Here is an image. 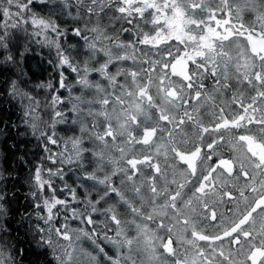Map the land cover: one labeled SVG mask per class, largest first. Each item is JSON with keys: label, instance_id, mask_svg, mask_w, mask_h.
Returning <instances> with one entry per match:
<instances>
[{"label": "snow or ice", "instance_id": "obj_1", "mask_svg": "<svg viewBox=\"0 0 264 264\" xmlns=\"http://www.w3.org/2000/svg\"><path fill=\"white\" fill-rule=\"evenodd\" d=\"M47 2L48 0H6L9 7L0 10L5 17L14 15L25 23L28 22L26 14H30L32 25L43 30L51 29L58 37L64 36L65 32L60 30L58 24L32 12L37 3ZM12 6L16 9L14 14L10 12ZM65 6H68L67 0ZM74 6L78 13L75 18H81L79 13L82 8L88 21L83 28L71 29L74 36L85 42V58L77 60L76 57L81 53L76 51L74 56L72 51H66L57 40L50 43L56 47L59 65H66L78 77L75 83L80 86L81 94L75 97L77 103L73 104L72 111L77 115L72 122L79 124L81 135L70 138V142L75 162L84 169V179L94 182L89 186L91 191L86 189L85 211H72L74 216H81L89 225L95 223L92 213H99L106 218L101 233L98 234L93 229L83 235L96 245L109 264H216L217 255L223 257L227 264H264V216L261 217L258 231L253 216L258 210L264 213V0H258V4L257 0H243V3L239 0H232L231 3L230 0H220V6L216 8H212L208 0H75ZM113 9L121 15L113 16L112 19H127L133 17V14L143 18L145 12L151 9V18L146 23L154 26L153 32L140 31L135 41L120 42L119 35H109L107 28L100 22L103 18L101 14L107 16ZM245 10L256 13L255 22L248 25L244 23L242 13ZM217 11L224 13L227 18L218 19ZM93 17L96 18V23L89 27L88 23ZM127 22L131 24L132 20L127 19ZM121 31L131 30L122 28ZM88 33L93 35L90 37ZM4 40L5 37L0 36V47L7 48ZM138 44L151 45L156 49L165 45L166 54L171 60H151L147 58V53L138 56L137 53L141 51ZM114 48L120 51H114ZM98 56L100 59H97ZM6 60L13 61V57L8 55ZM127 61H132L133 66H124ZM144 64L148 67H143ZM94 73L106 83L90 79ZM60 76V88L67 87L63 73ZM173 77L179 79L174 80ZM209 77L214 81L212 93L223 94L232 89V81L235 80L237 85H246L255 95L250 96V102L245 104L243 92L234 94L231 103H238L242 112L229 118L225 114V107H219V114L211 127L195 120L185 108L184 116L195 124L196 139L200 142L193 143L191 150L183 151L177 146L173 130H168L170 140L167 145L155 144L157 132L165 130L160 121L173 124L174 129L185 123L183 117L177 121L171 115L173 109L187 105L190 99L200 100L202 95L206 101H213L214 104L215 97L209 92L201 91L205 88L203 81ZM47 86L51 87V84ZM153 86L159 101L151 92ZM9 87L10 94H20L17 81H10ZM191 89H195L194 97L189 96L188 90ZM28 99L34 98L29 96ZM59 101V96H55L52 103ZM154 115L155 121L147 123L153 121ZM56 116L62 117L59 122H64L61 112H56ZM253 124L258 126L257 132L249 130L248 133L235 137V142L228 143L234 150L238 145L246 150V163L240 162V173L245 178L250 177L253 184H246V187H251L258 198L249 202L244 190H240V197L246 204L244 211L230 220L227 227L222 226V233L217 231L216 234H206L203 228L198 227L197 219L193 218L196 213L193 199L183 200L182 190L190 182V177L195 178L199 183L193 197L207 209L208 205L203 197L209 194V190L216 192L213 181L220 179L225 173L231 177L235 165L231 159L213 161L217 145L225 140L224 135H219L205 145L203 134L247 128ZM31 127L35 131V123ZM136 129H141L139 136L134 134ZM53 135L55 133L48 135L41 132V136L55 144L57 141L52 138ZM86 141L93 147H86ZM182 142L188 143L186 140ZM135 145H155L156 155L167 157L168 153L174 154V158H179L187 165V169L180 173L184 182H178L175 174L169 181L160 165L153 163L152 155L135 154ZM205 147L207 151L204 150ZM85 153L90 155L85 156ZM68 160L73 162L71 156ZM139 165L153 169L156 175L145 177L146 183H137L138 177L142 175ZM89 166L91 171H88ZM248 166L254 173L251 176ZM217 169H222V172L217 174ZM258 176L259 188L253 186ZM114 177L118 178V182ZM158 180H163L164 183L159 185ZM35 181L40 189L45 184L52 187L50 181L42 179L39 167L35 170ZM170 184L176 185L174 191L170 190ZM91 192H95V198ZM71 194L75 199L74 189ZM223 195L232 199L230 192H224ZM0 199H3V194H0ZM65 203L55 196L43 201L48 215L41 219L49 227L38 228V232L45 234L41 235L39 243L46 249L53 246V232L63 240L72 239L67 230H61L66 229L67 225L53 228L50 224L54 216L53 208ZM2 211L0 208V212ZM211 219H216L215 211L211 212ZM108 222L115 227L111 228ZM177 225L181 228L180 232L176 231ZM0 230H4L2 226ZM174 235L176 243L187 244L195 250L191 260L187 257L189 249H185V254L181 256L173 246ZM101 236L103 241L116 249L115 256L109 255L98 242ZM257 237L260 238L258 244ZM225 238H229L230 244L239 246L238 254L244 256L243 260L234 261L232 253L225 255L222 246L217 250L216 242ZM200 241L207 242V246L211 248L210 253L206 254L205 248L198 243ZM65 255L71 258L66 250ZM56 259L59 264H66L60 256H56ZM91 259L96 261L97 257L92 256ZM0 264H16V261L0 250Z\"/></svg>", "mask_w": 264, "mask_h": 264}, {"label": "trees", "instance_id": "obj_2", "mask_svg": "<svg viewBox=\"0 0 264 264\" xmlns=\"http://www.w3.org/2000/svg\"><path fill=\"white\" fill-rule=\"evenodd\" d=\"M208 2L212 8L220 6V0H208ZM231 2L232 0H230ZM239 2L243 3V0H239ZM67 3L68 6L66 7L65 0H48L47 4L37 3L36 7L32 8V12L38 17L54 21L59 25L60 30L65 32V35L60 37L52 32L51 29L43 30L32 25L30 14H26L25 19L28 22L25 23L23 19H19L14 15L5 17L2 10H0V36H4V42L7 43V48L0 47V121H3V123H0V194H3V199H0V208L3 209L0 212V226L4 229L0 230V250L4 251L5 256L10 255L13 257L16 264H59L56 256H60L66 261V264H109L107 259L99 253L96 245L83 235L84 232H92L93 229H96L98 234L101 233L104 229L106 218L99 213H92L95 223L89 225L81 216H74L72 211L73 209L77 213L85 211L86 189L91 191L89 186L94 182L84 179V169H81L75 162L70 142V138L81 135L79 124L72 122L77 115L72 111L73 104L77 103L75 97L81 94L80 86L75 83L78 77L66 65H59L56 47L50 43L53 40H57L66 51H72L74 56L76 51H79L81 55L76 57L77 60L85 58V42L80 37L74 36L71 29L75 27L83 28L88 21L82 8L79 13L81 18H75L78 15L74 6L75 0H67ZM3 7H9L6 4V0H0V9ZM10 12L13 14L16 12L14 6L10 7ZM149 12H152V10L149 9L145 12L143 18L133 14V17L127 18L132 20V23L129 24L127 19H112L113 16L119 17L121 15L113 9L107 16L101 14L103 18L100 22L107 28L109 35H119L120 42L127 43L129 40L135 41L137 33L140 31L145 33L153 32L154 26L146 23V20L151 18ZM242 15L246 25L255 22V12L245 10ZM216 17L218 19L227 18L224 13L218 12H216ZM95 23L96 18L93 17L88 26L92 27ZM122 28L130 29L131 31H121ZM36 33L40 34L36 35ZM88 35L91 37L93 34L88 33ZM105 43L110 44L108 41H105ZM172 43L175 44V42ZM70 45L74 47L70 48ZM137 47L141 50L137 53L138 56H143L144 53H147V58L151 60H171V57L166 54L165 45H160L159 49L143 44H138ZM113 50L120 51L115 48ZM173 51L175 52L174 48ZM8 55L13 57V61L6 60ZM97 59H100V56ZM124 66L132 67V61L125 62ZM143 67L146 68L148 65L144 64ZM61 73H63L65 78L67 86L65 88H60L59 86ZM89 78L106 83L95 73ZM173 79L177 80L179 78L173 77ZM12 80L18 82L21 89L20 94H10L9 82ZM203 83L205 88L201 89V91L209 92L213 95L215 97L214 104L213 101H206L202 95L200 100L190 99L187 105L173 109L171 115L175 116L177 121L183 117L185 123L174 129L173 124L160 121L165 130L157 132L154 138L155 144L167 145L170 140L168 130H173L174 142H177V146L183 151L191 150L193 143L200 142L196 139L195 133L197 129L195 124L192 121H188L187 117L184 116L185 108L195 120L211 127L212 122L219 114V107H225V114L229 118L242 112L238 103H231L234 94L243 92L242 99L245 104L250 102V96L255 95L246 85H237L235 80L232 81L234 87L224 91L223 94L211 92L214 84L212 78L205 79ZM48 84H51V87H48ZM40 85L44 86L41 87ZM151 92L154 98L159 101L155 86L151 88ZM188 92L189 96L194 97L195 89L188 90ZM25 93L27 95H24ZM29 96L34 99H28ZM55 96H59L60 101L53 104L52 100ZM56 112L63 114L64 122H59L62 117L56 116ZM153 113H155V109H153ZM155 119L156 115L153 116V121H148L147 123L152 124ZM33 123L36 125L35 131L31 127ZM249 130L255 133L258 131V126L253 124L248 125L247 128L231 129L227 132L222 131L211 135L208 133L203 134L205 145L219 135H224L225 140L217 145L213 161H218L221 158L231 159L235 165L231 177L225 173L220 179L213 181L216 185V192L209 190V194L203 197L204 202L208 205L207 209H204L203 204L196 201L193 197L195 187L199 183L195 178L190 177V182L182 190L183 200L193 199V205L196 207V213L193 214V218L197 219L198 227L203 228L206 234H216L217 231L222 233V226L227 227L230 220L235 219L240 212L244 211L246 204L240 197V190H244L249 202L258 198L257 193L251 191V187H246V184H253L250 177L245 178L240 173V162L245 161L246 163V150L239 147V145L234 150L228 143V141L235 142V137L246 134ZM41 132H46L48 135L55 133L52 138L57 142L55 144L51 143L45 136H41ZM140 133L141 129H136L134 134L139 136ZM185 140L188 143L182 142ZM85 146L93 147L87 141ZM204 150L207 151L206 147ZM134 152L137 156L143 154L152 155L153 163L160 165L161 170L166 173L169 181L174 178L175 174V179L178 182H184V177L180 173L187 169V165L180 161L179 158H174V154L168 153L167 157L162 154L156 155L155 145L152 147L135 145ZM89 155V153H85V156ZM70 156L73 162H69L68 158ZM38 167L41 169L42 179L51 182V188L47 184H45L43 189L37 186L35 170ZM138 167L141 169L142 175L138 177L137 183L142 181L146 183L145 177L156 175L153 169L145 165H139ZM91 170V166H89L88 171ZM247 170L250 176L254 174L250 166H248ZM220 172H222V169H217V174ZM197 175H200L199 168ZM259 179L260 177L258 176L253 186L259 188ZM114 180L118 182V178L114 177ZM163 183V180H158L159 185ZM169 187L172 191L176 189L175 184H170ZM73 189L76 193L75 199H73L71 194ZM144 190L146 191V189ZM224 192H230L232 199L224 196ZM91 195L95 198V192H91ZM196 195L201 194L196 193ZM53 196L56 199L64 200L66 203L56 205L53 208L54 216L50 224L53 228L67 225L66 229L61 228V230H67L72 239L63 240L53 232V246L46 249L44 245L39 243L41 235L45 234L38 232V228L47 229L49 227L48 224H45L44 219H41V217H47L48 215L43 201L44 199H51ZM179 203L178 201V205ZM88 211L90 212L91 210L88 209ZM212 211L216 212L215 220L211 219ZM253 216L256 221L255 227L258 231L261 217L264 216V213L258 210L257 213H253ZM108 223L111 228L115 227L110 222ZM150 226L155 227V225ZM176 231H181L179 225H177ZM109 235H112V233L109 232ZM77 236L80 238L77 239ZM188 238H191L190 235H188ZM173 239V246L178 249L181 256L185 254V249H189L187 257L191 260L195 250L191 249L187 244L176 243L175 235ZM259 239L257 237V244ZM98 242L101 243V246L105 248L109 255L115 256L116 249L113 245L103 241L102 236ZM198 243L205 248L206 254L211 252L207 242L200 241ZM77 246H81L89 255L96 256L97 260L93 261L91 259L92 256L85 258L83 254L79 259H72L78 254L75 251ZM215 246L218 251L222 246L225 255L231 252L234 261L244 259L243 255L238 254L239 246L230 244L229 238L217 241ZM65 250L71 254V258L65 255ZM244 251L246 252L247 248ZM215 261L216 264H221V262L227 264V261H224L223 257L218 255L215 257Z\"/></svg>", "mask_w": 264, "mask_h": 264}, {"label": "rangeland", "instance_id": "obj_3", "mask_svg": "<svg viewBox=\"0 0 264 264\" xmlns=\"http://www.w3.org/2000/svg\"><path fill=\"white\" fill-rule=\"evenodd\" d=\"M210 1H211V0H210ZM216 7H218V6H216ZM216 7H215V8H216ZM217 12H218V13H222V12H220V11H217ZM218 16H219V14H218ZM213 23H214V22H213ZM75 251H77L78 254H76L75 257L72 258V259H79V258L82 257V254L84 255L85 258H86V257H89V256H92L91 254L89 255V254L86 252V250L83 249L81 246H77V247L75 248Z\"/></svg>", "mask_w": 264, "mask_h": 264}]
</instances>
